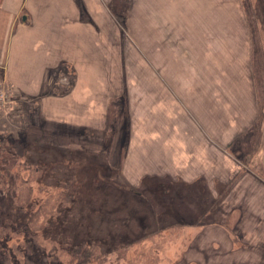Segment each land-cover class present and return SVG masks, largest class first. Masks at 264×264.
Wrapping results in <instances>:
<instances>
[{"label": "rangeland", "instance_id": "rangeland-1", "mask_svg": "<svg viewBox=\"0 0 264 264\" xmlns=\"http://www.w3.org/2000/svg\"><path fill=\"white\" fill-rule=\"evenodd\" d=\"M105 6L120 35L132 47L126 48L119 41L122 56L130 54L122 61L136 73H132V81L138 84L139 101L133 105L132 120L129 106L121 112L117 109L114 116L121 125L115 134L114 120L110 121L109 133L102 137L98 132L84 136L71 130L67 133L75 137L74 141L84 140V148H101V142L115 151L114 147L122 146V156L118 151L110 155L87 149H83L85 154L82 150L59 153L43 149L48 139L37 141L29 133V123L40 125L36 116H27L25 110L19 115L0 110V264H195L196 254L201 253L196 252V243L203 234L195 229L190 233L186 225L170 218L160 194H151L147 185H141L136 188L141 196L132 195L123 180L126 177L122 179L114 169L105 173L107 185L92 190L85 185L83 174L87 172L83 170L99 167L105 156L116 165L120 156L124 164L141 152L145 158L148 140L154 141L153 146L162 145L161 138L152 136V129L147 131V121H161L170 111L172 116L181 114L183 129H198L204 121L205 131L212 127L222 135L221 129L232 124L229 85L255 83L263 106L264 0H112ZM211 49L215 50L213 56ZM149 53L154 57H147ZM155 61L164 63L161 68L178 70L184 66L186 98L178 89H165L170 94L168 101L162 89H155L154 104L150 105L149 99L146 105L148 74ZM178 75L171 72V77ZM155 82L161 81L155 78ZM19 99H12L14 107ZM110 107L116 109L113 103ZM149 126L162 132L161 122ZM257 134L256 128L249 145L240 139L232 151L252 152ZM13 140L24 143L22 153L12 148ZM229 153L220 150V157ZM157 160L161 158L156 157L155 165L162 170ZM124 172L128 177L132 173L130 168ZM225 187L220 190L225 192ZM221 218L217 212L203 221ZM184 220L189 223L194 219ZM233 220L231 215L228 225ZM209 236L207 233L205 238ZM207 254L209 258L210 252ZM203 261L204 255L199 254V264Z\"/></svg>", "mask_w": 264, "mask_h": 264}, {"label": "crops", "instance_id": "crops-1", "mask_svg": "<svg viewBox=\"0 0 264 264\" xmlns=\"http://www.w3.org/2000/svg\"><path fill=\"white\" fill-rule=\"evenodd\" d=\"M111 1L0 0V88L14 89L20 97L19 102L14 103L18 109L13 106L8 114L19 115L25 110L27 116L37 117L40 125L29 123V133L37 141L48 139L43 149L51 148L59 153L82 150V154L86 153L83 149H87L97 152L95 154L110 155L118 151L122 156V146L114 147L115 151L110 144L101 142V148H84V140L74 141L75 137L67 133L71 130L84 136L98 132L102 137L109 133L110 121L114 120L115 134L121 122L114 114L117 109L121 112L124 106L130 107V119L134 117L133 105L139 101L140 93L138 84L132 81L133 70L125 61L130 54L126 53V58L122 56L119 41L126 48L132 50V47L128 39L122 38L106 10V3ZM215 8L218 10L217 6ZM211 52L213 56L215 50ZM148 56L154 57V53ZM162 64L155 61L150 66L146 105L149 99L150 105L154 104L155 89L163 90L162 96L168 101L171 98L165 89L170 92L178 89L180 96H187L182 76L184 66L176 70L169 66L161 68ZM172 71L179 75L171 77ZM155 78L161 82H155ZM227 89L232 91L229 93L233 100L230 103L233 105L230 109L232 124L221 129L222 135L212 127L205 131L204 121L198 129H183L181 114L172 116L170 111L164 113L161 121H147V131L152 129V136L161 138V147L153 146L154 141L151 140V144L148 140L147 156L144 158L141 152L125 164L121 156L118 165L110 156H105L102 167L100 164L90 172L83 170L87 172L83 180L92 190L103 188L108 184L105 173L114 169L121 178L126 177L122 179L130 186L132 195L141 196L136 189L141 185H147L151 194H160L170 218L186 225L190 233L195 229L196 233L203 234L195 247L196 252L201 250L199 254L204 255L203 264H263L264 103L263 106L259 103L253 82L235 83ZM112 103L114 111L110 107ZM157 122L162 123L161 133L149 126L152 123L155 127ZM176 122L181 124L177 126ZM253 128H257L258 134L252 152L232 151V145L238 140L245 145L254 140ZM96 149L98 151H94ZM220 150L232 153L223 158ZM156 157L161 158L157 161L161 162L162 170L155 165ZM220 159L223 160L220 162ZM128 168L132 171L130 177L124 172ZM224 185L225 192L220 190ZM221 191L224 194L220 195ZM217 212L222 216L218 221H203ZM231 215L234 220L228 225ZM192 218L194 220L189 222L192 224L184 220ZM207 233L210 236L205 238ZM238 245L241 248H236ZM199 254H196L195 264H199Z\"/></svg>", "mask_w": 264, "mask_h": 264}, {"label": "built area", "instance_id": "built-area-1", "mask_svg": "<svg viewBox=\"0 0 264 264\" xmlns=\"http://www.w3.org/2000/svg\"><path fill=\"white\" fill-rule=\"evenodd\" d=\"M18 96L14 89L6 90L4 87L0 88V109L10 112L13 109L12 99Z\"/></svg>", "mask_w": 264, "mask_h": 264}, {"label": "trees", "instance_id": "trees-1", "mask_svg": "<svg viewBox=\"0 0 264 264\" xmlns=\"http://www.w3.org/2000/svg\"><path fill=\"white\" fill-rule=\"evenodd\" d=\"M2 141H4V139H2ZM10 145L12 146L13 149H17V151L19 153L23 152V149H24V144L23 143H20L18 141L13 140L12 143H10ZM70 187L72 188V186H70ZM79 187H81V186H78V188H76V189H79ZM67 188H69V187H67ZM73 206H74V204H73Z\"/></svg>", "mask_w": 264, "mask_h": 264}, {"label": "bare ground", "instance_id": "bare-ground-1", "mask_svg": "<svg viewBox=\"0 0 264 264\" xmlns=\"http://www.w3.org/2000/svg\"><path fill=\"white\" fill-rule=\"evenodd\" d=\"M1 87V86H0Z\"/></svg>", "mask_w": 264, "mask_h": 264}]
</instances>
